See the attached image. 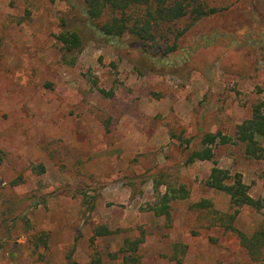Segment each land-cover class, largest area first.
I'll return each instance as SVG.
<instances>
[{
    "label": "rangeland",
    "instance_id": "obj_1",
    "mask_svg": "<svg viewBox=\"0 0 264 264\" xmlns=\"http://www.w3.org/2000/svg\"><path fill=\"white\" fill-rule=\"evenodd\" d=\"M211 2L233 14L172 27L159 44L184 30L178 59L161 65L156 47L94 35L66 0H0V264H264V247L254 261L223 226L229 195L206 185L217 165L264 198V159L235 137L264 103V0ZM65 30L85 35L73 65ZM205 133L232 141L187 163ZM169 186L188 198L156 215ZM233 226L264 231V209L240 208Z\"/></svg>",
    "mask_w": 264,
    "mask_h": 264
},
{
    "label": "trees",
    "instance_id": "obj_2",
    "mask_svg": "<svg viewBox=\"0 0 264 264\" xmlns=\"http://www.w3.org/2000/svg\"><path fill=\"white\" fill-rule=\"evenodd\" d=\"M70 6L69 14L72 13L80 21L92 30L93 34L100 39L109 42L123 41L125 37L134 41L135 47L142 56L148 57V48H155L154 56L161 55L159 58L150 56L153 63L159 61L161 65L169 64L171 59L177 60L176 53L179 49V40L184 34V30L175 34L173 42L159 44V38L169 37L172 27L178 23L189 20L186 31L193 30L204 24L222 23L224 19L231 16L233 12H227L230 7L220 8L212 5L211 0H66ZM258 0H248L250 6L257 4ZM208 27V26H207ZM217 31H220L219 29ZM217 41L224 40L227 35L218 34ZM82 31L65 30L58 36L62 42L65 53V62L73 65L77 56L82 51L84 34ZM230 35V34H229ZM231 40V39H230ZM229 40V41H230ZM208 44L212 41L206 40ZM152 53V52H151ZM68 57H71L68 60ZM145 57V58H146ZM165 58V59H164ZM180 60V59H179ZM158 63V64H159ZM236 140L245 144V154L252 159H264V148L260 145L259 138H264V103H259L253 108L252 118L238 125ZM232 140L222 133H205L201 138L200 148L190 152L187 156V163L197 160L212 161L215 157L214 148L218 145H225ZM3 152L0 149V167L3 164ZM209 188L222 191L229 195L234 214H226L221 219L223 226L227 230L238 233L242 244L247 248L254 261L262 257L264 247V231L256 232L252 237L236 231L233 221L239 213V209L249 206L256 210L264 209V198L254 199L249 194L248 186L243 182L240 174L231 175L228 170L221 169L215 165L209 179L206 182ZM188 192L185 187L169 186L168 191L161 199V203L153 208L156 215L168 214L167 209L172 200L186 199ZM212 204L203 200L193 208H210ZM169 216V215H168ZM107 232H98L103 235ZM140 240L135 243L138 244ZM135 261V258L126 257L124 264ZM77 264V263H72ZM92 264H100V260H92Z\"/></svg>",
    "mask_w": 264,
    "mask_h": 264
}]
</instances>
